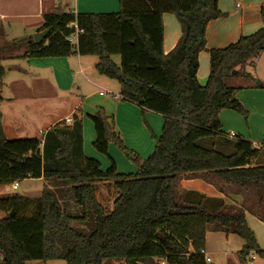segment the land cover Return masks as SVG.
Listing matches in <instances>:
<instances>
[{"label": "trees", "instance_id": "1", "mask_svg": "<svg viewBox=\"0 0 264 264\" xmlns=\"http://www.w3.org/2000/svg\"><path fill=\"white\" fill-rule=\"evenodd\" d=\"M119 4L120 11L110 14L66 13L58 7L44 17L39 32L48 34L42 43L29 37L15 46H27L24 59L98 57L97 72L119 84L123 101L137 105L142 114L148 111L163 118L160 137L151 134L155 151L145 160L128 151L115 118L100 107L88 116L96 134L93 147L108 156L114 143L137 168L134 175L118 174L111 160L103 172L97 160L84 155L81 120L74 117L70 126L63 122L52 127L42 140H10L0 112V188L28 179L61 186L44 190L37 200L0 198L4 264H208L206 229L212 225L234 227L245 242L242 260L248 261L252 252L264 256L245 214L235 217L209 210L205 196L197 207L180 205L174 193L178 177L187 174L214 173L241 187L264 185V166H255L261 150L238 137L235 142L228 139L219 119L225 109L249 117L227 79L250 77L247 65L264 53V27L224 49L211 50L209 77L201 85L197 74L199 55L207 50V27L226 16L219 0ZM164 14L174 15L181 27V37L168 54L163 47ZM73 24L83 32L76 48L68 40L75 33L69 27ZM113 56L120 57V66ZM4 75L0 60V82ZM101 182H112L117 192L110 214L96 197L95 184ZM83 225L87 232L81 231Z\"/></svg>", "mask_w": 264, "mask_h": 264}, {"label": "crops", "instance_id": "2", "mask_svg": "<svg viewBox=\"0 0 264 264\" xmlns=\"http://www.w3.org/2000/svg\"><path fill=\"white\" fill-rule=\"evenodd\" d=\"M218 6L226 16L211 21L207 27V50L199 55L197 74L201 85H205L209 77L211 50L224 49L264 27V0H219ZM58 7L66 13L110 14L117 13L120 4L119 0H0V60L3 62L18 59L15 71L30 80V84L22 79L11 82L9 86L0 85V112L6 137L11 139L10 135L16 136L17 132L21 131L24 138L33 136L42 140L52 127L72 119L71 123H66L70 126L75 117L83 123V151L86 157V131L88 130L89 136L93 133L96 139L94 128L87 125L86 117L95 113L101 106L109 116L115 118L117 125L121 120L120 116L127 117V109H133L143 120L141 130L134 129L132 132L136 141L143 136L142 129H148L147 133L150 131V135L160 137L162 129H158V125L160 126V122L163 124L160 116L148 111L142 114L137 105L123 101L120 87L119 90L116 89L118 95L110 93L109 90L114 88L109 82L111 79L100 75L96 70L98 57L72 54L60 58L24 59L27 46L17 47L16 43L39 33L44 25V17L53 14ZM163 25V47L165 54H168L181 37V27L176 17L170 14L163 15ZM17 27H21L24 32L19 38L15 37ZM11 39L13 40L10 41ZM6 89L9 93H5ZM110 95L113 96V101L109 99ZM153 123L157 124V129L153 128ZM41 128H44L42 138L37 135V132L42 134ZM32 133L34 135H30ZM124 137L126 139V135ZM152 142L154 143L153 140L150 141ZM251 143L255 147V142ZM89 147L91 148V145ZM88 151L89 156L97 158L100 163L99 157L91 150ZM255 164L264 166V155L261 154ZM38 181L44 182L43 179ZM107 183L110 182L95 184L96 195L97 185ZM0 189L11 190V186ZM174 193L180 205L197 207L201 201L200 196H205L209 210H217L221 214L235 217L243 213L247 223L248 216L251 215L261 229L264 228V185L241 187L225 182L214 173L187 174L178 177ZM244 246L245 242L234 233V227L227 230L220 225H212L206 229L204 255L210 259L209 264L214 261L216 264L219 256L225 257L230 264H247L248 261L240 257ZM259 246L264 251V244L259 243ZM248 260L253 264L256 256L254 260Z\"/></svg>", "mask_w": 264, "mask_h": 264}, {"label": "rangeland", "instance_id": "3", "mask_svg": "<svg viewBox=\"0 0 264 264\" xmlns=\"http://www.w3.org/2000/svg\"><path fill=\"white\" fill-rule=\"evenodd\" d=\"M120 11H117V13ZM18 32L15 34L16 38H19L23 35V31L21 27H17ZM35 35V34H34ZM33 35V36H34ZM13 38V39H16ZM11 39L10 41H12ZM112 60L117 66H120V57L119 56H113ZM22 61V60H21ZM19 62L18 59H11V60H4L2 64L4 65V69L8 68V71H5V75L2 79V82H0V85L5 84L6 86L16 80H26L28 84H30V80L21 76L19 73L15 71L16 65ZM12 67V70H10ZM239 70V68H237ZM250 77L245 78L242 75H237L230 77L227 79V85L231 88L236 89L234 98L237 99L243 108L248 113V119L246 120L245 117L238 112L231 110V109H225L221 112L219 119L221 123V133L225 134V136L229 135L230 133H235L238 137L237 140H249L255 142V148L264 150V87H259L258 82L264 83V53L260 54L259 57L254 61V64L249 63L245 69ZM22 74V73H21ZM110 84L114 87L113 89L109 90L110 93L114 95H118L116 89L119 90V84L116 81L109 80ZM5 93H9V91L6 89ZM109 99L113 101V96L110 95ZM49 106H52L53 104H48ZM102 107V106H101ZM84 108H86V104L84 105ZM128 110V116L125 118H122L120 116L119 124L116 125V131L120 134L123 144L125 148L128 151L134 152L138 154L143 160L148 159L155 151L156 143L152 141V137L149 133H147L146 129H142V133L144 132L143 136H140L139 139L136 141L134 135H132V132L134 129H140L143 127L142 121L140 116H137L136 113L133 111V109H127ZM160 116V115H158ZM154 118V117H153ZM160 120H162L163 124L160 122V126L158 125V129H163L164 120L160 116ZM152 121V117H150ZM87 125L90 126V128H94L91 120L89 117H86ZM157 124L154 125L153 128L157 129ZM42 129V134L37 135L42 138L44 133V128ZM39 130V128H38ZM37 130V131H38ZM10 135V134H9ZM30 135H34L33 133ZM126 135V139L124 137ZM10 140H19V139H26L24 138V134H21V131L17 132L16 136H11ZM33 138V136L29 137ZM9 139V138H8ZM95 138L93 136H89L88 130L85 134V142L88 145V150H91L97 157H99V161L101 164V169L103 172H106L110 166H111V160H113L116 165L118 166V174H124V175H134L137 173V168L135 164H133L125 155V153L116 145V144H110L108 156H105L103 154H100L96 151V149L93 147V142ZM236 139H232V141H237ZM137 143V144H136ZM91 145V148L89 147ZM87 150V156L89 158L97 160V158L90 157L89 151ZM261 151L262 156L264 155V151ZM98 161V160H97ZM98 191H97V199L98 201L105 207L106 214H110L113 211V202L117 196L116 189L114 188V185L112 182L105 184L97 185ZM57 187V188H56ZM53 190L57 191L61 189V186L59 184H56L51 181H38V180H26L19 182V190L16 192H13L11 190H3L0 189V198L7 197V196H15L19 195L28 199L37 200L41 198L42 193L44 190ZM69 209H73L70 207ZM3 217V214L0 213V218ZM248 225L250 229L254 232L258 244L261 243L264 244V228L261 229V227L257 224V222L254 220L253 216H248ZM81 231L87 232L88 226L83 225L81 226ZM261 249V248H260ZM256 256V260L253 264H264V256L260 257L257 253L252 252L250 254V258L252 256ZM214 261V258H213ZM215 261L213 262V264ZM252 262L248 260L247 264H251ZM0 264H4V257L0 253ZM27 264H65L63 261H53V262H43V261H31ZM109 264H122L120 261H114L110 262ZM216 264H230L227 263L225 257L219 256L218 261H216Z\"/></svg>", "mask_w": 264, "mask_h": 264}, {"label": "built area", "instance_id": "4", "mask_svg": "<svg viewBox=\"0 0 264 264\" xmlns=\"http://www.w3.org/2000/svg\"><path fill=\"white\" fill-rule=\"evenodd\" d=\"M69 27L71 28H75V33L68 39L69 40V43L72 45V46H75V48L77 47L78 45V38L80 36V34H82L83 32L80 31L75 24L73 25H69ZM72 122V119H67L66 120V123H71ZM227 138L228 139H236L237 138V135L235 133H230L229 135H227ZM19 190V182H15L11 185V191L13 192H16ZM249 259L251 260H254L255 259V256L253 255L251 258L249 257ZM206 262L209 264L211 261L210 259L208 258H205ZM162 264H167L166 262H162Z\"/></svg>", "mask_w": 264, "mask_h": 264}, {"label": "water", "instance_id": "5", "mask_svg": "<svg viewBox=\"0 0 264 264\" xmlns=\"http://www.w3.org/2000/svg\"><path fill=\"white\" fill-rule=\"evenodd\" d=\"M48 34V31H43V32H39V33H36L33 38H34V41L36 44H40L44 41L45 37L47 36ZM5 71H8V68L5 69ZM236 72H233V75H235ZM258 86L261 87L262 84L261 82H258ZM14 215V212H12V216Z\"/></svg>", "mask_w": 264, "mask_h": 264}]
</instances>
